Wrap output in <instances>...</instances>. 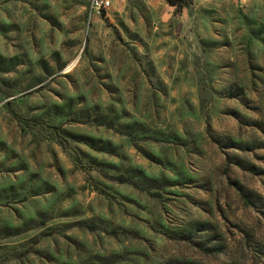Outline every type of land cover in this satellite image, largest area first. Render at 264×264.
<instances>
[{"label": "rangeland", "instance_id": "374dc122", "mask_svg": "<svg viewBox=\"0 0 264 264\" xmlns=\"http://www.w3.org/2000/svg\"><path fill=\"white\" fill-rule=\"evenodd\" d=\"M190 3L0 0V264H264V0Z\"/></svg>", "mask_w": 264, "mask_h": 264}, {"label": "built area", "instance_id": "2783aa9c", "mask_svg": "<svg viewBox=\"0 0 264 264\" xmlns=\"http://www.w3.org/2000/svg\"><path fill=\"white\" fill-rule=\"evenodd\" d=\"M113 1L114 0H89L90 15L100 17L102 13L107 12L112 7Z\"/></svg>", "mask_w": 264, "mask_h": 264}, {"label": "trees", "instance_id": "16d2710c", "mask_svg": "<svg viewBox=\"0 0 264 264\" xmlns=\"http://www.w3.org/2000/svg\"><path fill=\"white\" fill-rule=\"evenodd\" d=\"M166 4L172 8H174V14L178 15L182 12V10L184 9H188L191 7V3L192 0H165ZM18 119H20L21 121H23L24 123H29L26 118L23 117H17ZM118 180H122V179H118ZM122 182V181H121Z\"/></svg>", "mask_w": 264, "mask_h": 264}, {"label": "crops", "instance_id": "0c3cea01", "mask_svg": "<svg viewBox=\"0 0 264 264\" xmlns=\"http://www.w3.org/2000/svg\"><path fill=\"white\" fill-rule=\"evenodd\" d=\"M165 1V0H164ZM170 7V6H169ZM170 8H172V7H170ZM172 9H174V8H172Z\"/></svg>", "mask_w": 264, "mask_h": 264}]
</instances>
